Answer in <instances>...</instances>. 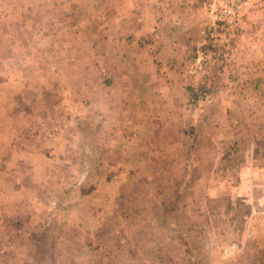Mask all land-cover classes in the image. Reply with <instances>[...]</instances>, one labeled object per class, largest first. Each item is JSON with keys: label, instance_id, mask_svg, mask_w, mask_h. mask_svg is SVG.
Wrapping results in <instances>:
<instances>
[{"label": "rangeland", "instance_id": "1", "mask_svg": "<svg viewBox=\"0 0 264 264\" xmlns=\"http://www.w3.org/2000/svg\"><path fill=\"white\" fill-rule=\"evenodd\" d=\"M134 1L177 19L207 2ZM122 7L0 0V264H264V226L253 247L202 213L240 142L202 52L228 33Z\"/></svg>", "mask_w": 264, "mask_h": 264}, {"label": "crops", "instance_id": "2", "mask_svg": "<svg viewBox=\"0 0 264 264\" xmlns=\"http://www.w3.org/2000/svg\"><path fill=\"white\" fill-rule=\"evenodd\" d=\"M121 1L131 23L163 24L171 20V24L186 27V34L192 32L191 27L196 23L212 24L211 14L218 3L216 0H205L206 15L201 12V18L194 5L187 4L177 19L175 14L179 13L178 11H173L167 17L165 14L167 12L163 13L162 7H156V13L151 14L148 4L138 5L134 0ZM171 1L169 0L166 5L174 2ZM164 2L161 6L165 5ZM115 6V1L107 4V7H112L111 9ZM214 34L217 35L214 39H218L219 43H222L221 46L213 49L214 46L211 47L209 43L202 51L203 54L212 55L208 60H212L211 63L206 64L204 68L218 74L213 85L220 90L217 95L210 98L219 103V118H225L229 109L231 115L237 119V132L234 133L239 135L236 138L240 139V142L238 141L239 144L228 152L225 151L226 157L223 159L226 165H223L228 168L225 171L221 167L222 161L219 163L223 170L222 175L213 182L211 185L213 189H210L208 195H204L202 213L206 216L205 223L207 218L211 220L213 216L219 215L215 220L216 225L212 223L211 226H221L220 224L238 226L240 236L238 240L249 236L251 244H254L256 230L259 228L263 230L264 226L259 191L250 188L251 184L264 180V18L247 15L243 24L233 33ZM233 151L236 153L233 154ZM238 240L235 241V246L243 247L244 243L241 244Z\"/></svg>", "mask_w": 264, "mask_h": 264}, {"label": "built area", "instance_id": "3", "mask_svg": "<svg viewBox=\"0 0 264 264\" xmlns=\"http://www.w3.org/2000/svg\"><path fill=\"white\" fill-rule=\"evenodd\" d=\"M262 6L264 7V0H220L211 14L212 25L223 33L231 34L241 26L252 10ZM255 181L257 182L256 178ZM250 188L259 191V205L264 214V180L251 184Z\"/></svg>", "mask_w": 264, "mask_h": 264}, {"label": "trees", "instance_id": "4", "mask_svg": "<svg viewBox=\"0 0 264 264\" xmlns=\"http://www.w3.org/2000/svg\"><path fill=\"white\" fill-rule=\"evenodd\" d=\"M214 32H216V30H211V29H209V31L208 32H206V38H207V40L210 42V44H211V47H212V44H214V42H213V40H214V38H215V36H217V35H215L214 34ZM210 37V38H209ZM209 38V39H208ZM37 253V248H34V253Z\"/></svg>", "mask_w": 264, "mask_h": 264}]
</instances>
